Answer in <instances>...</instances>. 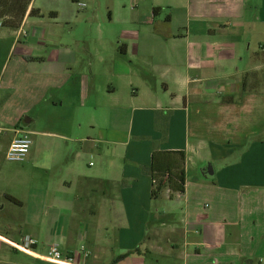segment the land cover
<instances>
[{
    "label": "crops",
    "instance_id": "0c3cea01",
    "mask_svg": "<svg viewBox=\"0 0 264 264\" xmlns=\"http://www.w3.org/2000/svg\"><path fill=\"white\" fill-rule=\"evenodd\" d=\"M67 1L0 18V148L32 140L0 264H57L1 239L22 235L78 264H264V0H104L83 44L51 26ZM154 151L183 154L156 196Z\"/></svg>",
    "mask_w": 264,
    "mask_h": 264
},
{
    "label": "rangeland",
    "instance_id": "374dc122",
    "mask_svg": "<svg viewBox=\"0 0 264 264\" xmlns=\"http://www.w3.org/2000/svg\"><path fill=\"white\" fill-rule=\"evenodd\" d=\"M44 1L56 2L57 0H36V2L40 3V5H43ZM102 1L104 0L67 1L65 5L71 6L70 3L73 4V6H71L73 7V10L70 15L69 22L51 23L52 28L55 29V31H59V33L63 30H69L73 42L83 44V41L95 36L96 33L101 32L105 27L114 25L115 18L111 21L108 19L107 10ZM95 2L100 4L99 8L96 10H94L92 6ZM263 9L264 3H262V10ZM33 41H35V39L31 36L27 38V42ZM10 134V132H7V134L3 133L2 137L6 139L10 136ZM4 151L5 150L0 148V221H13V219L17 216V210L4 193L14 189V182L11 179V176L19 170L20 161L6 159Z\"/></svg>",
    "mask_w": 264,
    "mask_h": 264
},
{
    "label": "trees",
    "instance_id": "16d2710c",
    "mask_svg": "<svg viewBox=\"0 0 264 264\" xmlns=\"http://www.w3.org/2000/svg\"><path fill=\"white\" fill-rule=\"evenodd\" d=\"M30 0H0V18L2 19V25H6L12 28H16L19 26L20 22L23 19L24 13L28 6ZM30 15H38V10L36 8H31L29 11ZM171 153L168 151L162 152H153L152 153V196H156L160 190L164 186L172 187L175 183H182L183 182V171L182 169L174 172H170L172 167H176L179 163L183 161V154L180 151H177L176 154H179L180 160L177 161L171 156ZM161 157L165 161V168L158 169L157 166L155 167V162L157 159ZM172 159V160H171ZM164 165V164H163ZM176 190L182 191V186L177 185L175 187ZM10 200L17 202V200L11 196L8 197Z\"/></svg>",
    "mask_w": 264,
    "mask_h": 264
},
{
    "label": "built area",
    "instance_id": "2783aa9c",
    "mask_svg": "<svg viewBox=\"0 0 264 264\" xmlns=\"http://www.w3.org/2000/svg\"><path fill=\"white\" fill-rule=\"evenodd\" d=\"M32 140L29 132L20 129L9 142L4 156L8 160L22 161L28 154ZM12 249L24 252L33 258L49 260L57 264H78L74 257L60 251L54 244H49L43 251L37 249L36 240L30 235H22L17 239L1 238Z\"/></svg>",
    "mask_w": 264,
    "mask_h": 264
},
{
    "label": "water",
    "instance_id": "95a60500",
    "mask_svg": "<svg viewBox=\"0 0 264 264\" xmlns=\"http://www.w3.org/2000/svg\"><path fill=\"white\" fill-rule=\"evenodd\" d=\"M203 173L206 176H210L212 174V170L209 164H206L203 168H202Z\"/></svg>",
    "mask_w": 264,
    "mask_h": 264
}]
</instances>
